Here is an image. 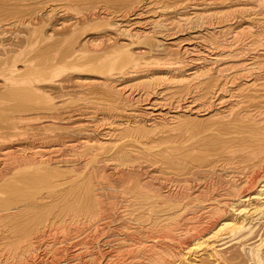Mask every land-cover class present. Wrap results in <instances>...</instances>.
Segmentation results:
<instances>
[{"label":"bare ground","instance_id":"1","mask_svg":"<svg viewBox=\"0 0 264 264\" xmlns=\"http://www.w3.org/2000/svg\"><path fill=\"white\" fill-rule=\"evenodd\" d=\"M177 261L264 264V0H0V264Z\"/></svg>","mask_w":264,"mask_h":264},{"label":"rangeland","instance_id":"2","mask_svg":"<svg viewBox=\"0 0 264 264\" xmlns=\"http://www.w3.org/2000/svg\"><path fill=\"white\" fill-rule=\"evenodd\" d=\"M177 262H178V263H177ZM177 262H175L174 264H176V263H177V264H182L180 261H177Z\"/></svg>","mask_w":264,"mask_h":264}]
</instances>
